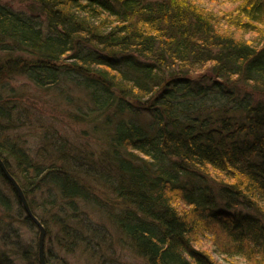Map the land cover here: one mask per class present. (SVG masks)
Instances as JSON below:
<instances>
[{
  "label": "trees",
  "instance_id": "trees-1",
  "mask_svg": "<svg viewBox=\"0 0 264 264\" xmlns=\"http://www.w3.org/2000/svg\"><path fill=\"white\" fill-rule=\"evenodd\" d=\"M33 1L41 17L0 1V158L45 228L46 260L122 264V246L140 264H217L207 238L264 264V0H240L236 15L207 0ZM31 90L102 148L40 120ZM0 179L8 241L16 220L37 226ZM11 239L0 264H40L37 236Z\"/></svg>",
  "mask_w": 264,
  "mask_h": 264
},
{
  "label": "rangeland",
  "instance_id": "rangeland-1",
  "mask_svg": "<svg viewBox=\"0 0 264 264\" xmlns=\"http://www.w3.org/2000/svg\"><path fill=\"white\" fill-rule=\"evenodd\" d=\"M0 1L8 3L9 5H11L12 7L17 8V9H24L25 11H28L31 13L37 12V14L39 16L43 15L42 13H40L38 11V7L35 5L33 0L32 1L31 0H0ZM196 1L199 4H201L202 6L205 4V2L203 0H196ZM207 1L209 2L207 4L208 8H213L214 12L221 11V13H224V10H225L227 12L234 13L235 15L240 13L239 12L240 11L239 5L242 2L240 0H233L232 2H230V1L221 2L218 0H207ZM33 6H34V9H33V11H31ZM237 32H238V33H236L237 36H242L243 39H247L249 41L255 40L256 38H259L261 36V34H259L257 36L256 33H246V32H241V31H237ZM204 70L202 69V71H204ZM198 73H199V70L196 72H194V71L191 72L192 75H197ZM16 80L14 81V83L16 85L18 84V85L22 86V84H23L26 86L27 83H29L30 87H31L30 89H34V86L30 82H26V80L21 79V78H16ZM23 88L26 89V87H24V86H23ZM258 94L263 95L264 92H258ZM25 95H27V96H25L27 99L26 102L32 106H35V108H38V111H36V116L39 115L40 120L45 121L47 119L46 121L53 122V123L56 122V125L60 131H63L64 134L67 133V135L69 136L70 139L75 140L76 143L79 142L84 149L86 148L88 150L97 151V150H100L102 148V146L104 144L103 141L101 139H99L98 137H93L89 133V131H88L89 125L86 124L85 121L84 122L83 121L75 122V121L67 118L62 112H60V110L56 106V103L53 102L50 98L46 97L40 91H34V90L27 91ZM30 130L27 129L28 138L30 139V137H34L35 135H37L36 137L38 138V133L32 132ZM31 132L34 135H30ZM0 185L5 188V186L2 184L1 179H0ZM92 186L94 189L96 188V185L92 184ZM100 190L95 189V191L98 193L99 197H101L102 199H106V200L109 199V197H110V199H113L112 195L109 194V191L107 189L102 188V190L101 191ZM115 202H117V200ZM263 205L264 204H262V206ZM0 218L3 221H6V222H3L4 225L6 226V228H5V226L0 227V249H3V248L10 249V247H8L7 244H9L10 241H12L11 238L16 239V240H21V242H23V245L25 246L28 244V242L33 237L35 238L37 236V229H35L34 226H33L34 228L31 226H30V228H28L27 225H25L22 222V220H16L15 224H13V227L16 229V231H18V236L17 237H13L12 235L10 236V232H9V235H8L9 240L4 241V240H2V236H4L3 235L4 233H2V229L4 228L7 231H11L12 226L7 225V219L8 218L7 217L5 218V215H3L1 210H0ZM9 224H11V223L9 222ZM45 236L46 235H44V238H45ZM200 242H202L201 244H202L203 248L208 250V252L211 254V256L216 260L217 264H240L241 259H239V258L224 257L222 255H218L217 253H215L213 251L214 248L211 244V241L207 240V238H205L203 241L201 240ZM48 244H49V239L46 238L44 241V254L46 251V246ZM197 246H199V245H197ZM56 252H57L56 255L61 254V252L58 250H56ZM108 252L111 253L110 250H108ZM113 252L115 253L114 255L116 256V258L119 261H121L122 264H132V263L140 264L142 262L140 257H137V255L132 250H130L126 247H122V246L115 247V246H113ZM64 259L66 260V262L68 264H85V263H83L84 258L82 257V255L79 254V252L65 254ZM48 262H51V261H48ZM51 263H54V262H51ZM22 264H25V261H22ZM55 264H58V263H55Z\"/></svg>",
  "mask_w": 264,
  "mask_h": 264
},
{
  "label": "water",
  "instance_id": "water-1",
  "mask_svg": "<svg viewBox=\"0 0 264 264\" xmlns=\"http://www.w3.org/2000/svg\"><path fill=\"white\" fill-rule=\"evenodd\" d=\"M0 170L3 173L4 177L10 182L14 190L16 191L18 198L25 209L26 213L32 218V220L35 222L37 229H38V235H37V257L40 264H55L48 262L44 255V235H45V228L43 224L40 222V220L33 214L31 211L26 196L24 195L20 185L14 178V176L9 172V170L6 168L3 160L0 158Z\"/></svg>",
  "mask_w": 264,
  "mask_h": 264
},
{
  "label": "bare ground",
  "instance_id": "bare-ground-1",
  "mask_svg": "<svg viewBox=\"0 0 264 264\" xmlns=\"http://www.w3.org/2000/svg\"><path fill=\"white\" fill-rule=\"evenodd\" d=\"M45 255V254H44ZM46 258V257H45Z\"/></svg>",
  "mask_w": 264,
  "mask_h": 264
}]
</instances>
